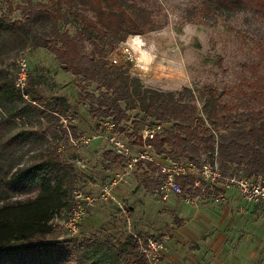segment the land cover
<instances>
[{
  "label": "trees",
  "instance_id": "16d2710c",
  "mask_svg": "<svg viewBox=\"0 0 264 264\" xmlns=\"http://www.w3.org/2000/svg\"><path fill=\"white\" fill-rule=\"evenodd\" d=\"M211 1L238 10L255 0ZM136 13L127 0H19L0 10V264H147L131 234L116 245L105 242L104 253L88 255H75L68 240L27 242L52 232V219L69 209L75 176L56 148V121L67 114V103L60 96L44 101L34 94L28 75L22 89L14 85L15 70L2 63L19 49L44 48L62 70L78 77L81 88L95 85L97 92L78 94L98 118L95 127L110 119L135 136L143 121L159 122L161 132L149 140L155 152L195 164L215 160L224 175L264 177V106L253 109L245 103L246 109L232 110L208 87L200 112L171 90L141 85L125 65L109 61L120 41L142 31ZM254 94L261 97L264 89ZM102 157L109 169L123 159L109 149ZM143 177L156 187L158 178L146 172Z\"/></svg>",
  "mask_w": 264,
  "mask_h": 264
},
{
  "label": "rangeland",
  "instance_id": "374dc122",
  "mask_svg": "<svg viewBox=\"0 0 264 264\" xmlns=\"http://www.w3.org/2000/svg\"><path fill=\"white\" fill-rule=\"evenodd\" d=\"M258 1L233 10L211 0H127L136 8L142 31L127 35L109 56L115 52L117 62L125 65L127 74L136 77L141 85L171 90L180 100L194 103L200 112L209 96L208 87L215 88L219 99L232 110L246 109L245 103L256 109L264 106V95L254 94L264 89V5L259 7ZM18 2L0 0V10L7 11ZM11 15L15 16L16 11ZM123 45L129 46L131 59L121 55ZM18 54L26 59V72L35 86L34 94L44 101L60 96L67 103V114L58 117L55 129L60 135L57 151L72 165L75 176L69 193L71 205L73 189L95 194L114 171V168L105 167L102 157V151L111 150L104 137L77 146L69 139L80 134L100 133L95 127L98 118L88 111L87 102L78 97L80 91L97 90L92 83L81 88L78 77L62 70L54 56L41 47L16 50L2 64L15 70ZM129 115H134V111H129ZM125 126L126 131L131 129L129 123ZM138 167L130 172L126 182L113 188V198L98 200L88 209V217H84L88 223L83 219L76 233H69L60 223L67 212L66 207L52 219V232L27 242L41 245L68 240L75 255L80 252L88 255L92 251L104 253L107 251L103 247L105 242L116 245L132 234L130 232L156 236L174 232L178 219L176 204L172 203L170 209L164 208L155 188L143 187L144 178ZM213 201L211 195L200 194L194 196L190 204L213 205ZM124 205L130 210L127 218L121 212ZM250 213L255 216L256 227L264 226L263 211ZM134 241L136 243L135 238Z\"/></svg>",
  "mask_w": 264,
  "mask_h": 264
},
{
  "label": "built area",
  "instance_id": "2783aa9c",
  "mask_svg": "<svg viewBox=\"0 0 264 264\" xmlns=\"http://www.w3.org/2000/svg\"><path fill=\"white\" fill-rule=\"evenodd\" d=\"M129 46L123 45L121 55L125 59H131ZM108 59L113 64H118V56L113 52ZM14 85L19 89L25 86L27 78V63L23 55L15 58ZM162 125L159 122L143 121L137 128L135 136L129 139L127 134L116 128L110 119H103L98 123L99 134H80L75 138H69L74 146L86 145L91 140L104 137L110 144L111 151L123 159L115 162L114 171L95 194L73 189L71 205L60 223L69 233H76L80 222L87 216L88 209L98 200L113 198V188L119 183L126 182L130 172L137 164H150L155 168L158 182L155 187L156 194L161 199H166L170 194H177L185 202H192L194 196L203 194L206 190L214 191L213 200H223V189L234 188L244 200L245 205L239 206L245 211L246 205L260 207L264 211V177L224 175L221 173L215 160H201L198 164L191 161H181L172 157L168 152H155L149 141L161 132ZM139 139L134 142V139ZM181 180L187 181L182 187ZM124 216H127L125 208H121ZM136 240V249L144 257L147 264H160V254L165 248L164 236L133 235Z\"/></svg>",
  "mask_w": 264,
  "mask_h": 264
},
{
  "label": "crops",
  "instance_id": "0c3cea01",
  "mask_svg": "<svg viewBox=\"0 0 264 264\" xmlns=\"http://www.w3.org/2000/svg\"><path fill=\"white\" fill-rule=\"evenodd\" d=\"M137 166L140 176L143 177V172H146L148 176L158 178L152 165ZM150 166L154 169L151 170ZM180 182L187 185L185 180ZM142 185L148 190L155 188L152 181L146 178ZM214 191L206 190L203 194L213 197ZM222 191L224 199L214 200L213 205H193L183 201L177 194L161 199L155 193L164 202V208L170 209L172 203L176 204L175 211L178 215L174 232L160 234L164 236L165 244L160 254V264H264V226L256 227L253 221L255 216L250 213L263 210L247 204L246 210L242 211L239 206L245 205V202L238 191L234 188ZM124 207L127 216H123L127 218L130 210L127 206ZM249 216H252L251 219Z\"/></svg>",
  "mask_w": 264,
  "mask_h": 264
}]
</instances>
